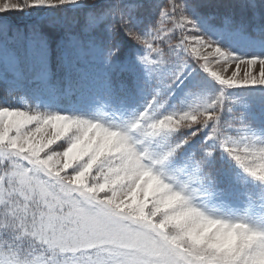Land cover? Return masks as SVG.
Masks as SVG:
<instances>
[{
  "label": "clouds",
  "instance_id": "1",
  "mask_svg": "<svg viewBox=\"0 0 264 264\" xmlns=\"http://www.w3.org/2000/svg\"><path fill=\"white\" fill-rule=\"evenodd\" d=\"M219 102L216 97L195 107L189 105V111H182L180 119L184 123L179 129L191 127L187 121L197 118L203 125L204 112L218 108ZM24 116L19 110L0 109V120ZM217 116L218 112L213 111L208 119L216 121ZM139 117L145 118L146 127H141L138 118L117 125L99 119L58 117L61 123L54 131L49 120L47 132L40 129L42 151L24 147L32 140L29 130L41 123L39 117H29L30 122L9 133L8 143L15 138L19 145L13 149L19 159L11 179L30 200L29 226L36 242L59 255L55 264H88L85 257L76 256L81 250L99 255L98 264H264V222L209 207L201 199L204 193L199 186L163 167L168 154L192 137L154 153L145 145L146 129L173 131L177 121L171 113L156 115L155 109L147 117L142 111ZM64 125L74 126L61 137ZM246 132L247 143L240 154L229 147H224V152L249 176L264 183V165L253 170L249 164L238 162L242 156L264 150V143L253 140L254 135ZM49 137H53L51 142ZM209 138H215L220 147L238 143L221 140L215 123ZM59 141L64 145L60 146ZM4 147L5 143L0 144V148ZM201 148L211 155L209 148ZM53 167L63 171L54 174ZM200 180L210 183L211 174L205 173ZM73 204L84 210L86 222L64 220ZM22 243L27 247L33 242L25 237ZM20 264L31 261L21 254Z\"/></svg>",
  "mask_w": 264,
  "mask_h": 264
},
{
  "label": "rangeland",
  "instance_id": "2",
  "mask_svg": "<svg viewBox=\"0 0 264 264\" xmlns=\"http://www.w3.org/2000/svg\"><path fill=\"white\" fill-rule=\"evenodd\" d=\"M142 1L143 3L149 2L152 6H158L160 9L167 4L166 0H120L122 4L135 6L129 17V24L134 28H137L138 23L136 21L140 18L138 7ZM170 2L171 0H168V3ZM115 3L116 0H75L74 3L63 4L54 8L37 7L16 11L12 13L14 14L12 19L9 16L10 12L0 14V23L7 26L5 30L0 31V67H8L20 57L18 77H27L29 71H32L33 77H35L33 78L35 82L31 87H36V91L32 93L29 104L24 105L26 108L23 110L42 114L60 113L126 125L139 116L137 111L141 104L139 103L140 98L136 95L143 97L139 91L142 84L148 91L146 96H150V98H145L153 104L156 115L189 111V105L195 107L209 99L219 97L221 93L223 96H220L221 107L217 110L218 120L209 121L203 126L197 124L198 127L192 125L190 131V128L165 131L145 141V145L150 151L160 153L167 150L169 146L179 143L188 135L195 133L193 140L190 139L175 149L163 163L165 170L177 173L182 179H187L192 174V162L200 161L201 145L213 150L218 149V147L222 150L224 147L236 148L235 154H240L247 143L248 133L246 131L254 135L253 140L256 139L257 142L264 143V128L250 127L252 125L251 118H256L259 123L264 121V113L261 111L264 107V87L259 85L222 87L203 72L195 61L199 59L200 63L203 64V57L207 56L208 60L211 61V68L223 72V58H219L220 62L217 63L216 57L208 55L212 51L208 47L201 49L199 56L192 55V48L195 47V44L190 37L187 40L184 38L190 32L198 31V34L211 40L222 49L244 57L253 44L250 39L239 38L234 31H230L226 27L212 28V26L205 25V16H201L196 10L186 11V7L184 9L185 14L196 23L198 30L192 29L190 26L185 27L187 22L178 15L175 20L169 16H161L158 36L175 35V40L160 49L163 58L170 65L150 77L147 73V66L140 63L137 58L148 55L150 61H156L162 57L157 56L156 53H150L147 44L142 43L141 45L134 41L135 43L129 45L130 52L129 48L126 49L123 57H113L110 61H106L104 57L105 48L92 37L102 28L104 23L89 27V17L103 14L107 8ZM64 11L68 13L67 16L63 14ZM162 11L163 9H161ZM57 14L63 15L52 18ZM48 19H52L56 24V33H53L51 24L47 25L48 29L42 26L41 30V22ZM73 19L74 21L80 20V22L76 26L70 25ZM47 30L51 32V37L58 39L57 43L51 42L48 46L45 37ZM148 40L150 41V38ZM185 45L188 47L185 48ZM52 46H56V48L50 50ZM173 48L175 51L172 50ZM177 59L180 61L187 60L180 78L169 88L162 89L157 95L156 90L159 88V81L167 77L172 67L171 63ZM234 70H236L235 64L230 63V70L223 74L230 76ZM244 71L245 67L242 66L238 73L239 76L242 77ZM253 72L259 74L258 63L253 67ZM109 73H114V75ZM131 84L132 86H129ZM185 84L190 87H184ZM183 88L184 92L187 93L184 104L168 111L167 101L158 98L173 90L183 91ZM183 96L182 92L179 99L182 100ZM174 100L176 98L171 99V101ZM254 103L257 104L252 105V110L249 112L251 104ZM213 123L217 125L221 140H236L238 143H227L220 147L215 138H209L212 134ZM70 126L74 125H64L60 131L61 137L69 131ZM141 127L146 126L141 125ZM194 128L199 130L193 132ZM43 129L44 132H47V128L44 127ZM55 129L53 127L54 131ZM147 131L151 132L152 130L147 128ZM28 136L32 140L24 147L41 149L40 141L43 138V133L31 132ZM7 139L8 137L0 133V144H4ZM52 139L53 137H49V140ZM55 139H59V137H55ZM94 139L95 137H93ZM241 140L245 142L239 143ZM58 143L63 146L65 142L59 141ZM44 147H48V144L46 143ZM248 151L256 152L257 150L249 149ZM224 155L227 158L226 153ZM242 160L249 164L253 170H258L261 165H264V159L256 154L246 158L242 156ZM232 161L235 165L234 174L236 175L233 180L244 181L245 178L255 180L233 159ZM52 171L54 174H60L63 169L53 167ZM204 174L201 164L195 173L198 179L192 182L194 186L200 187L204 193L201 198L209 207L217 208L230 215H248L258 222H264V183L255 180V184H251L248 181V191L242 186L239 188L229 186L228 182L223 185L221 183L219 187L216 184L220 183L218 179L211 180L210 183L207 180L201 181L200 177H203ZM225 176H230V174H225ZM218 203L222 205L219 207Z\"/></svg>",
  "mask_w": 264,
  "mask_h": 264
},
{
  "label": "snow or ice",
  "instance_id": "3",
  "mask_svg": "<svg viewBox=\"0 0 264 264\" xmlns=\"http://www.w3.org/2000/svg\"><path fill=\"white\" fill-rule=\"evenodd\" d=\"M74 2L75 0H0V14H7L13 11H23L26 8H54L63 4ZM134 7L135 6L133 4H122L120 0H116V3L107 8L103 14L89 17V27H94L98 24L107 22L106 27L109 33H115L117 28H122L125 35H127L130 39L141 45L142 43L147 44L150 53H156L157 56L162 57L156 61H150L148 55H143L137 58L140 63L147 66V73L151 77L153 74H158L162 69L170 64L163 58V54L160 49L146 39L147 36L151 35L150 31L141 35L133 26L129 24V17L131 16ZM161 9H163V11L161 12L160 10L159 15L169 16L174 20L178 15L183 21L187 22L184 25L185 27L190 26L192 29L198 30L196 23L185 14V4L183 0H171L170 3L167 2V4ZM6 27V25L0 23V31L5 30ZM158 35L159 32L157 30V36ZM189 37L195 44V47L192 48V55L199 56L200 50L208 47L212 49L208 55L216 57L217 63L220 62L219 58H223V72L213 70L210 66L211 61L208 60L207 56L203 57V64L200 63L199 59L195 61L203 72L218 82L222 87L232 88L249 85L264 86V56L244 57L236 55L226 49H222L219 45H215L211 40H208L198 34V31L190 32L184 39L187 40ZM187 47L188 46L185 45V48ZM172 50L175 51L174 48ZM115 51L116 47L114 45H110L106 48L104 51L105 60L110 61L113 58ZM186 61H180L177 59L174 63H171L172 67L170 68L167 77L159 81V88L156 90L157 95H159L162 89L169 88L177 79L180 78ZM230 63L235 64L236 70L232 71L230 76H225L223 73L230 70ZM257 63L260 67L259 74L253 72V67ZM242 66L245 67V71L241 77L238 73ZM220 96L223 95L220 94ZM220 107L221 105L219 103L218 108H209L206 112H204L203 125H206L209 121H211L208 119L210 113L217 111ZM0 109H7L9 112L19 110L25 113L24 117H16L15 119L6 117L3 120H0V133H3L6 137H8L5 142L6 147L0 148V168L3 169V171L0 172L2 173L0 174V264H20L21 254L28 256L31 264H55V261L60 258L59 255L50 251L46 245L36 242L34 236L31 235V228L29 226L32 219L30 200H28L25 195L19 191L16 186V182L11 179V172L19 159L18 154L13 151V149H18L19 145L15 143V138H12L13 143H8L10 139L9 133L18 126L23 125L26 121L30 122L29 117H39L41 123L37 124L35 128L30 129L28 135L31 132L39 133L40 129L44 128L45 125L48 124L49 120H51L54 128H58L60 126V120L58 117L76 116L60 113L42 114L35 111H25L23 109L9 107H0ZM153 110L154 106L150 103L148 108L144 110L145 117H147ZM171 114L173 115V119L177 121L175 129L178 130L184 123V121L180 119L182 111H179L178 113L171 112ZM137 118L141 125H145V118L139 116ZM218 119L219 116L216 117V120ZM187 123L189 125H201L198 118L196 120H188ZM150 129L152 130L151 132H148L146 129V140L160 134L159 128L153 127ZM169 131H171V129H169ZM192 135H195V133H192ZM187 141L188 140H185V143ZM49 142H51V140ZM181 145L179 147H181ZM38 150L42 151L43 149ZM73 155H75V153H73ZM256 155H258L261 159H264V150L256 153ZM238 162L241 165H245V162L242 159ZM199 168L200 161H193L192 174L188 176L190 182L198 179L195 173L199 170ZM64 220L68 223H84L86 222V216L84 215V210L73 204L69 209V214L64 217ZM25 237L32 240L33 243L31 246H22V241ZM76 256L85 257L88 264H98L101 260L99 255L93 256L90 250L78 251Z\"/></svg>",
  "mask_w": 264,
  "mask_h": 264
},
{
  "label": "trees",
  "instance_id": "4",
  "mask_svg": "<svg viewBox=\"0 0 264 264\" xmlns=\"http://www.w3.org/2000/svg\"><path fill=\"white\" fill-rule=\"evenodd\" d=\"M196 9L200 12L207 14L211 13V16H207L208 22L216 26H221L224 23V18H229V25L232 28L238 29L241 33H253L252 28L255 25L264 26V0H200L199 4L196 5ZM161 9H151L150 12L146 13L135 28L141 35L151 32L150 42L153 43L159 49L163 48L166 44L171 43L175 40V35L159 37L157 36V30L159 27L161 15H159ZM16 11L10 12L9 16L12 19ZM63 14L67 16V12L64 11ZM63 14H57L52 18H57ZM84 17V16H82ZM80 18V20L82 19ZM79 21H71L70 25L76 26ZM105 22L102 28L92 35V37L100 42L102 46L108 48L110 45L116 47L115 55L120 57L125 48L132 45L134 40L130 39L122 28H117L115 33H109ZM52 25L53 33L57 32L56 24L52 19L44 20L41 22L42 26L47 27V25ZM155 27V28H154ZM46 30V28H45ZM46 36L49 40H55L56 38L51 37L52 34L49 30L46 31ZM171 34H173L171 32ZM257 36V35H256ZM264 36V35H263ZM113 55V56H115ZM8 72L2 67H0V107H14L19 106L17 102V95L21 91V85L18 80L11 79L7 80L6 76ZM205 169L207 172L212 174L219 167V163L214 157H210L206 164ZM26 246V245H25Z\"/></svg>",
  "mask_w": 264,
  "mask_h": 264
}]
</instances>
